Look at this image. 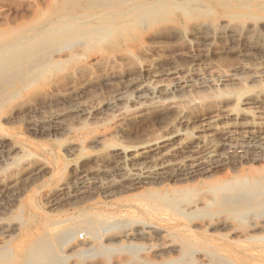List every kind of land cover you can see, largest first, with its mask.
I'll return each instance as SVG.
<instances>
[{
  "label": "rangeland",
  "instance_id": "1",
  "mask_svg": "<svg viewBox=\"0 0 264 264\" xmlns=\"http://www.w3.org/2000/svg\"><path fill=\"white\" fill-rule=\"evenodd\" d=\"M72 1L79 2L81 6H85L87 0ZM193 1L196 2V0ZM200 1L202 2L201 4H203L201 8L207 7V4H210L211 7L207 10L202 9V11H200L197 9L200 4H192L193 7L191 8V6L181 4V1H177L175 4L168 5L167 8L161 10L156 15L143 18L141 22L125 23L120 27H115L108 31L102 30L96 34L94 33L93 36L83 39L73 36L61 43L57 37L53 36L51 38L53 41L50 42V39L49 42L46 43L47 45L41 44V46L38 45L35 48L34 51L36 53H41V51L44 52H42L43 54L41 53V55L38 54V57L40 55L42 59L43 57L48 58L41 60L42 62L45 61V63H41L39 60L41 58L39 57L36 62L39 60L37 64H40V67H37L38 65L36 64L34 71H29L27 69L21 71L18 70V66L15 65H12L13 67L11 66L8 69H3L5 71L0 68V98L4 101L3 103L0 102V246L4 245L0 248L3 249L0 250V256L4 257L2 259L0 257L2 260L1 264H27L30 259L32 248L34 249L36 246L41 245V249H43V243L47 241H51V244L55 247L58 246L57 242L55 243L54 241L58 238L59 233L67 229H71L73 236H75L72 237L70 243L65 246L63 245L65 251L61 246H59V249H56L57 253H55L57 255L55 253L53 255L58 256L57 258L61 260L58 264H82L86 261H91L92 264H126L128 261L131 262V264H165L170 258L159 256L160 253L158 254V252H160L159 249L163 244V240L157 236L155 231H149L147 238L143 240H141L137 234V231L143 226L165 229L158 221V217L151 214L154 212L153 207L150 206V202H148L144 196L151 194V192L161 191L160 193L170 194L174 189L182 188L185 190L188 189V191L193 189L191 191L193 192L192 196L179 205V207L182 205L180 209L183 211L184 209L187 210L191 204L204 202L206 199L204 190L209 187L208 184L210 182L218 180L217 178L220 179L226 176L233 178L240 170L250 171L252 169L264 167V149H262L264 148V127L247 128L242 126V124L249 121L248 117H250L252 113H257V111L262 112L258 117L264 119V103L255 104L252 101V96L255 94L261 95V98L264 99V84H262L264 83V7H262V5L264 6V1L253 0L252 4L261 5V7L246 11L243 14H240L239 11H233V9L227 10L225 8L227 6L216 7L210 0ZM61 3L62 0H0V31L5 32L11 29L14 30V27L15 30L29 27L37 32L40 30L39 26L41 27L46 20L48 21L50 16L56 13ZM73 6L75 5H70L68 9L75 10ZM232 6L233 5H231V7ZM76 11L75 14L77 15L84 12L79 9ZM81 19V22L87 21L84 17H81ZM229 21H231V23ZM182 24H184V26ZM145 25H147V28ZM253 28H256V30ZM127 36L130 38H127ZM211 38L212 40H210ZM54 41H56L55 45ZM81 42L82 44H80ZM44 46L48 47V51H45L47 47L42 50ZM203 46L204 48L208 46L206 51ZM217 50H219V52ZM50 51L51 54L49 55L52 57L49 55L45 56V53H50ZM190 52H194L192 53L193 55ZM33 55L34 54H32V56ZM246 56L249 57L247 64L250 70L234 71L235 68L243 62ZM30 57L31 56L25 57L22 62L26 63ZM252 57H255L257 60L254 58L252 60ZM251 65L253 67H251ZM161 67H163V69ZM184 67L188 69L186 70ZM174 68H184L186 72L185 74L183 73V75L185 76L191 75V77L195 76V78L199 76H211L213 79L224 77L228 79V81L230 80V83H217V86L211 85L208 88L205 87L201 89L191 87L192 89L188 88L186 92H184L185 90L181 91L182 93L178 92L176 94L178 98L171 97L165 100L147 96H144L142 100L137 99L136 96H134L133 88L127 87L126 80H128V78L147 80L152 69L160 74L161 78H158L159 82L171 84L176 77L167 74ZM221 72L223 74H221ZM11 73L14 74L12 75ZM16 73L18 75H16ZM33 73L37 75L35 76ZM211 73L215 75L212 76ZM255 73H259L258 75H261L260 78L262 79L259 78L254 81L253 77ZM167 77H170V79ZM18 78L23 79L20 81L22 84L19 82ZM6 80L9 82L7 85L5 83ZM235 82H237V84ZM231 83H235L236 86L234 84L231 86ZM216 87H218V89ZM74 89L76 90L74 91ZM129 89L130 91H128ZM79 90L81 92H79ZM14 91L16 93H14ZM252 92L254 94H252ZM4 93L8 96H4ZM121 93L127 98V101L122 105L119 104L118 106L120 107L117 106V108L114 109L108 108L106 104L114 100L117 95ZM226 93L228 94L227 96L225 95ZM249 93L251 94L249 95ZM170 96L171 95L167 97ZM236 96L238 98L240 97V102ZM2 97H5L7 100L5 98V100H3ZM232 97L238 101L230 99ZM220 99L223 100L221 101ZM162 103H165V106H163L164 104ZM187 104H189V106ZM231 106L236 109V111ZM236 106L240 108L238 109ZM84 109L88 110L85 111ZM230 109L235 112H242L246 115L238 120L228 118L227 114L231 112ZM55 114L62 115V119L60 120L61 126L60 124H56V122H51V125L48 124L49 121L46 119ZM82 114H84V116H81ZM181 114L184 115V119ZM155 115H158V117ZM125 116L136 117L137 119L129 124L124 122L123 118ZM217 116H221L222 118L219 122L220 128L218 127L217 130L207 129L208 125L211 123L210 121H213ZM183 120H188L191 123L189 125H184V123H181ZM33 121H35L37 125ZM120 121L123 122L121 123ZM30 127L32 128L30 129ZM123 128H125V130H122ZM175 129L185 130L184 132L186 134L182 137L185 152L177 156L179 158L178 160L176 159L177 157L172 158V160L179 161L190 154H194L200 159V156H203L209 149L218 153L220 156L218 158L219 161L210 160V162L209 160L203 159L201 160V165L199 164L197 169L193 171L194 173L188 172V170L185 169L173 168L172 170L169 168L162 172V175L158 178V181H162L163 184L161 186H155L152 181L156 179L143 178L142 180V178L138 179L137 177H131L129 175L130 169L132 168L131 163L128 162L126 165H123L122 160L120 161L113 153L114 147L128 148L143 141L161 139ZM205 129L207 131H205ZM45 131L48 132V134ZM52 132H54V135H52ZM198 133L199 135H196ZM241 133L244 136H242ZM221 137L223 139H221ZM200 141L202 144L199 143ZM197 142L200 145H198ZM229 142H232L234 145ZM114 145H121L122 147ZM203 145H207L208 148ZM108 146L112 148L109 149ZM242 148L246 149V151ZM250 149L253 150L250 151ZM146 161H143L145 166L153 164V160L151 159H146ZM198 170L199 172H197ZM91 175L92 177H90ZM78 180H81L80 182H85L86 186L79 187ZM147 180H149L148 183ZM179 180L180 182H178ZM134 181H137V183ZM203 182L206 185L202 184ZM69 183L72 186L69 185ZM66 184H68L69 187ZM211 184L212 183H210V185ZM86 187L87 189H85ZM161 187L163 190H161ZM167 188H169V190ZM137 196L139 198H137ZM3 197H5V200ZM138 202L141 204L138 205ZM146 210H149L151 213H147ZM85 212L88 213L86 214ZM210 213L212 214L211 216L196 215L191 218V226L193 229L200 231L198 228H195L196 225L201 226L207 223L222 225L226 223L230 229L237 231L235 234L236 236L231 238L234 246L231 245V250L229 252L217 250L214 253L215 256L213 255L209 257L210 259L207 258L205 261L203 260L202 263H199L201 259H199L198 256L196 257V255L185 257L186 261L183 259L182 264H229V262L230 264H251L249 261L253 257L257 258L259 262L264 261V258L259 255L261 251L264 252V232L257 234V237H260L263 242L260 239L246 241L241 233L246 229L248 220H237L229 214L220 212L215 208ZM92 215H95L93 216L94 220L92 219ZM101 215H104L105 218ZM87 217L91 218L86 219ZM91 220L103 223L104 230L101 232V239L105 241L111 237H117L119 238L118 240H121L117 244L110 245L114 250L106 252L99 249L104 243L102 242L103 240L94 241L90 235L87 223ZM144 220H146V222ZM262 220H264V216ZM147 221L150 222V225ZM256 221L260 222L261 220ZM223 232L224 230L220 231V233ZM125 233L132 235L129 240L124 239L123 236ZM206 234L213 239L212 244L222 246L223 242L219 240L213 231H206ZM149 237L150 239H148ZM6 242H8V245H5ZM237 242L240 243L239 247L235 246ZM73 243L77 244L79 248L72 249ZM106 245L107 244H105V246ZM126 246H129V248ZM157 248L158 250L156 251L155 249ZM4 251L8 252L5 253ZM85 251L88 252L86 253ZM133 253H137L135 257ZM226 253H228V255L224 257L223 254L226 255ZM76 255L78 256L76 257ZM88 255L91 258H89ZM92 257H94V259ZM174 257H176V255L172 256V258ZM218 258L220 259L218 260ZM41 259H43L42 256ZM239 260L242 261L240 262ZM215 261H217V263Z\"/></svg>",
  "mask_w": 264,
  "mask_h": 264
},
{
  "label": "bare ground",
  "instance_id": "2",
  "mask_svg": "<svg viewBox=\"0 0 264 264\" xmlns=\"http://www.w3.org/2000/svg\"><path fill=\"white\" fill-rule=\"evenodd\" d=\"M177 1H181V4H186L188 6H191V8L193 7L192 4H200L198 6L197 9H199L200 11H202V9H209L211 6L210 4H207L208 6L205 8H201L203 7L201 4L202 2L200 0H196V2H194L193 0H87L85 3V6H81L79 2H75L72 0H62V3L60 4L59 8L56 10V13L52 16H50L48 18V21L44 22L43 25H41V27L39 26V29L37 32H35L34 29H30L28 28H19L15 30H8L5 32H1L0 31V68L1 70L5 69V68H9L12 65L18 66V70L24 71V70H33L35 69V65L39 62V60H45L47 58L43 59L40 57L41 53L43 51H41V53H36L34 50L35 48L41 44H45L49 42V40L55 36L57 37V39L62 43L67 39H70L71 37H77L79 39H83L89 36H93L94 33H98L101 32L102 30L108 31L110 29H113L115 27H120L125 23H129V22H141V20L145 17L151 16V15H156L157 13H159L161 10L167 8L168 5L170 4H175L177 3ZM213 2V4L216 5V7H225L227 10H232L233 11H239L240 14L245 13L246 11H251L254 8H258L261 7V5H255L252 4L253 0H210ZM260 1V0H259ZM264 1V0H263ZM59 2V1H58ZM57 2V3H58ZM235 3V4H234ZM75 5L73 7H75L74 9L69 10L68 7L70 5ZM263 4V3H262ZM231 5H233L231 7ZM55 6V5H54ZM172 7V6H171ZM197 7V6H196ZM262 7H264L262 5ZM81 10L84 11L82 14H75L77 11L76 10ZM263 9V8H262ZM183 11V10H182ZM184 13V12H183ZM200 13V12H199ZM161 14V13H160ZM162 15V14H161ZM182 15V14H181ZM244 16V15H241ZM81 17H84L87 19L86 22H81L80 19ZM199 19V18H198ZM205 19V18H204ZM221 19V18H220ZM82 20V19H81ZM219 20V19H218ZM217 20V21H218ZM230 20V19H229ZM244 20V19H243ZM93 21V22H92ZM152 21V20H151ZM173 21V20H172ZM184 21V20H183ZM192 21V20H191ZM209 21V19H208ZM207 21V22H208ZM240 21V20H239ZM238 21V23H239ZM189 22V21H188ZM231 23V21H229ZM228 22V24H229ZM236 22V21H235ZM246 22V21H245ZM256 22V20H255ZM28 23V22H27ZM145 23V22H142ZM161 23V22H160ZM237 23V22H236ZM150 24V23H149ZM154 24V23H153ZM180 24V23H179ZM185 24V23H184ZM184 24H182L184 26ZM188 24V23H186ZM211 24V23H210ZM214 24V23H213ZM218 24V22H217ZM242 24V23H241ZM253 24V23H252ZM27 25H31V24H27ZM143 25V24H142ZM160 25V24H159ZM216 25V24H215ZM147 25H145L146 27ZM157 26V25H156ZM177 26V25H175ZM180 26V25H179ZM182 26V27H183ZM218 26V25H217ZM245 26V25H243ZM254 26V24H253ZM27 27V26H26ZM138 27V26H137ZM141 27V26H140ZM181 27V26H180ZM205 27V26H204ZM241 27V26H240ZM256 27V26H255ZM12 28V27H11ZM35 28V27H34ZM139 28V27H138ZM137 28V29H138ZM147 28V27H146ZM156 28V27H155ZM158 28V27H157ZM178 28V27H177ZM196 28V27H195ZM199 28V27H198ZM213 28V26H212ZM215 28V27H214ZM217 28V27H216ZM243 28V27H242ZM6 29V28H5ZM186 29V28H185ZM227 29V28H226ZM239 29V28H238ZM248 29V28H247ZM256 30V28H253ZM1 30V29H0ZM184 30V29H182ZM194 30V29H193ZM231 30V29H230ZM233 30V28H232ZM236 30V28H235ZM234 30V31H235ZM242 30V29H241ZM249 30V29H248ZM254 30V31H255ZM264 30V29H263ZM4 31V30H3ZM172 31V30H170ZM175 31V30H174ZM195 31V30H194ZM208 31V30H207ZM246 31V30H245ZM138 32V30H137ZM136 32V33H137ZM169 32V31H168ZM223 32V31H221ZM236 32V31H235ZM243 32V31H242ZM197 33V32H196ZM208 33V32H207ZM220 33V32H219ZM246 33V32H245ZM251 33V32H250ZM255 33V32H254ZM261 33V32H260ZM259 33V34H260ZM108 34V33H107ZM138 34V33H137ZM205 34V33H204ZM230 34V33H229ZM100 35V34H99ZM110 35V33H109ZM157 35V34H156ZM180 35V34H178ZM201 35V34H200ZM214 35V34H213ZM232 35V34H231ZM237 35V34H236ZM257 35V33H256ZM137 36V35H136ZM220 36V35H219ZM223 36V35H222ZM241 36V35H240ZM252 36V35H251ZM134 37V36H133ZM191 37V36H190ZM238 37V36H237ZM248 37V36H246ZM257 37V36H256ZM264 37V36H263ZM262 37V38H263ZM127 38H130L127 36ZM139 38V37H138ZM137 38V39H138ZM179 38V36H178ZM222 38V37H221ZM241 38V37H240ZM180 39V38H179ZM208 39V38H207ZM97 40V39H96ZM105 40V39H104ZM129 40V39H128ZM133 40V39H131ZM203 40V39H202ZM212 40V38L210 39ZM244 40V39H243ZM264 40V39H263ZM53 41L52 39L50 40V42ZM100 41V40H99ZM103 41V40H102ZM138 41V40H137ZM177 41V40H176ZM224 41V40H223ZM232 41V40H231ZM54 41V45H55ZM71 42V41H70ZM73 42V40H72ZM80 42V41H79ZM101 42V41H100ZM119 42V41H118ZM122 42V41H121ZM144 42V41H143ZM84 43V42H83ZM99 43V42H98ZM117 43V42H116ZM138 43V42H137ZM207 43V42H205ZM52 44V43H51ZM69 44V43H68ZM76 44V43H75ZM74 44V45H75ZM82 44V42L80 43ZM214 44V43H213ZM222 44V43H221ZM226 44V43H225ZM262 44V43H261ZM52 45V46H54ZM73 45V46H74ZM78 45V44H76ZM143 45V43H142ZM200 45V44H199ZM198 45V46H199ZM263 45V44H262ZM261 45V46H262ZM71 46V45H70ZM69 46V47H70ZM72 46V47H73ZM161 46V45H160ZM197 46V47H198ZM205 46V45H204ZM203 46V48H204ZM210 46V45H208ZM207 46V47H208ZM47 46H44V48L42 50H44ZM56 47V46H55ZM83 47V46H82ZM85 47V46H84ZM88 47V46H87ZM90 47V46H89ZM144 47V46H143ZM192 47V46H191ZM202 47V46H201ZM206 47V48H207ZM206 48L205 51H206ZM232 48V47H231ZM62 49V48H61ZM66 49V48H64ZM71 49V48H69ZM236 49V48H235ZM245 49V48H244ZM39 50V49H38ZM48 51V47L45 49V51ZM192 50V49H191ZM196 50V49H195ZM201 50V49H200ZM209 50V49H208ZM227 50V49H226ZM246 50V49H245ZM248 50V49H247ZM54 51V50H53ZM219 52V50H217ZM222 51V50H221ZM229 51V49H228ZM234 51V49H233ZM239 51V50H238ZM252 51V50H251ZM210 52V51H209ZM208 52V53H209ZM227 52V51H226ZM225 52V53H226ZM244 52V51H243ZM247 52V51H246ZM254 52V51H253ZM44 53V52H43ZM42 53V54H43ZM191 53V52H190ZM194 53V52H192ZM191 53V54H192ZM197 53V52H196ZM203 53V52H202ZM222 53V52H221ZM229 53V52H228ZM235 53V52H234ZM264 53V52H263ZM32 54H34L32 56ZM41 59L38 60V62H36V60L39 58ZM51 54L50 53H45V56ZM245 54V53H244ZM260 54V53H259ZM73 55V54H72ZM193 55V54H192ZM206 55V54H205ZM209 55V54H208ZM224 55V54H223ZM261 55V54H260ZM29 60H27L26 63L22 62L23 59L25 57H29ZM51 56V55H49ZM197 56V54H196ZM217 56V55H216ZM237 56V54H236ZM52 57V56H51ZM50 57V58H51ZM73 57V56H72ZM185 57V56H184ZM191 57V56H190ZM189 57V58H190ZM200 57V56H199ZM211 57V56H210ZM232 57V56H231ZM244 57V56H243ZM205 58V57H204ZM214 58V57H213ZM241 58V57H240ZM248 56H246L243 60L242 63L239 64V66H237L235 68L234 71H245V70H250L248 63ZM253 58L255 59V57H252L251 59L253 60ZM69 59V57H68ZM172 59V58H171ZM170 59V60H171ZM210 59V58H209ZM250 59V60H251ZM184 60V58H183ZM204 60V59H203ZM212 60V59H211ZM251 60V61H252ZM257 60V59H255ZM259 60V59H258ZM262 60V59H261ZM52 61V60H51ZM159 61V60H158ZM180 61V60H179ZM198 61V60H197ZM206 61V59H205ZM209 61V60H208ZM45 63V61H43ZM41 61V63H43ZM49 62V61H46ZM182 62V61H181ZM203 62V61H202ZM261 62V61H260ZM259 62V63H260ZM157 63V62H156ZM160 63V62H159ZM163 63V62H162ZM189 63V62H188ZM197 63V62H196ZM257 63V62H256ZM263 63V62H262ZM173 64V63H172ZM194 64V63H193ZM207 64V63H206ZM252 64V63H251ZM38 65V64H37ZM40 65V64H39ZM37 67H40V66ZM45 65V64H43ZM198 65V64H197ZM208 65V64H207ZM48 66V65H46ZM51 66V65H50ZM151 66V65H150ZM164 66V65H163ZM167 66V65H166ZM172 66V65H171ZM256 66V65H255ZM262 66V65H261ZM13 67V66H12ZM156 67V66H155ZM207 67V66H206ZM251 67H253L251 65ZM257 67V66H256ZM148 68V66H147ZM160 68V67H159ZM163 69V67H161ZM165 68V67H164ZM185 68V67H184ZM184 68H174L172 71H169L167 75H173L175 76V80L173 83L171 84H165L163 82H159L158 78L160 77V74L156 71L153 70L149 73V78L147 80H135V79H129L126 80V84L128 88H133V92H134V96H136L137 99H141L144 96L147 97H156V98H160L162 100L165 99H169L171 97H177L176 95L178 92L182 93L181 91L185 90L184 92H186V90L188 88L191 87H196V88H205V87H209L211 85H216L217 83H222V84H226L228 83V79L224 78V77H220L218 79H213L211 76L209 77H203V76H199V77H191V75L189 76H185L183 75V73L185 74L186 70L188 69H184ZM196 68V67H194ZM208 68V67H207ZM15 69V68H14ZM192 69V68H190ZM197 69V68H196ZM211 69V68H210ZM222 69V68H221ZM220 69V70H221ZM251 69H255V68H251ZM259 69V68H258ZM145 70V69H144ZM195 70V69H194ZM208 70V69H207ZM227 70V69H226ZM225 70V71H226ZM231 70V69H230ZM264 70V69H263ZM5 71V70H3ZM15 71V70H14ZM20 71V72H21ZM45 71V70H44ZM43 71V72H44ZM143 71V70H142ZM232 71V70H231ZM12 72V69H11ZM42 72V71H41ZM189 72V71H188ZM193 72V71H192ZM196 72V71H195ZM200 72V70H199ZM208 72V71H207ZM210 72V71H209ZM255 72V70H254ZM257 72V71H256ZM37 73V72H36ZM40 73V72H39ZM164 73V72H163ZM194 73V72H193ZM239 73V72H238ZM10 74V72H9ZM12 74V73H11ZM14 74V73H13ZM12 74V75H13ZM32 74V73H31ZM35 75V73H33ZM130 74V73H129ZM128 74V76H129ZM137 74V73H136ZM189 74V73H187ZM200 74V73H199ZM204 74V73H203ZM212 74V73H211ZM221 74H223L221 72ZM244 74V72H243ZM248 74V73H246ZM259 73H255L253 79L254 81L256 79H259L261 75H258ZM262 74V72H261ZM11 75V76H12ZM16 75H18L16 73ZM22 75V73H21ZM33 75V76H34ZM37 75V74H36ZM35 75V76H36ZM148 75V74H147ZM196 75V74H195ZM198 75V74H197ZM205 75V74H204ZM215 74H212V76ZM227 75V74H226ZM235 75V74H234ZM238 75V74H237ZM236 75V76H237ZM249 75V74H248ZM252 75V74H250ZM10 76V75H9ZM134 76V74H133ZM222 76V75H221ZM242 76V75H241ZM14 77L16 78V76L14 75ZM22 77V76H21ZM107 77V76H106ZM112 77V76H111ZM115 77V76H114ZM137 77V76H136ZM139 77V76H138ZM145 77V76H144ZM166 77V76H165ZM215 77V76H214ZM218 77V76H217ZM230 77V76H229ZM232 77V75H231ZM240 77V75H239ZM238 77V78H239ZM4 78V77H3ZM7 78V77H6ZM12 78V77H9ZM23 78V77H22ZM21 78V79H22ZM116 78V77H115ZM120 78V77H119ZM133 78V77H132ZM161 78V77H160ZM168 78V77H167ZM236 78V77H235ZM2 79V78H1ZM20 78H18L19 82L22 81ZM32 79V78H31ZM123 79V78H122ZM170 79V77L168 78ZM174 79V78H173ZM230 79V78H229ZM234 79V78H233ZM237 79V78H236ZM235 79V80H236ZM242 79V78H241ZM262 79V78H260ZM17 80V79H16ZM108 80V79H107ZM115 80V79H114ZM161 80V79H160ZM119 81V80H118ZM253 81V82H254ZM262 82V81H261ZM6 85L9 83L7 82V80L5 81ZM14 83V82H13ZM21 83V82H20ZM19 83V84H20ZM230 83V82H229ZM228 83V84H229ZM237 84V82H235ZM235 83H233L235 85ZM22 84V83H21ZM88 84V83H87ZM124 84V83H123ZM231 83V86L233 85ZM251 84V83H250ZM264 84V83H262ZM246 85V84H245ZM21 86V85H20ZM217 86V85H216ZM227 86V85H226ZM236 86V85H235ZM222 87V86H221ZM247 87V86H246ZM218 89V87H216ZM220 88V87H219ZM249 88V87H248ZM77 89V88H76ZM74 89V91L76 90ZM84 89V88H83ZM91 89V88H89ZM121 89V88H120ZM192 89V88H191ZM123 90V88H122ZM196 90V89H195ZM208 90V89H206ZM83 91V90H82ZM86 91V90H85ZM130 91V89L128 90ZM127 91V92H128ZM202 91V90H201ZM243 91V90H242ZM247 91V90H246ZM260 91V90H258ZM264 91V90H263ZM5 92V91H4ZM79 92H81L79 90ZM78 92V93H79ZM122 92V91H121ZM245 92V91H244ZM255 92V91H254ZM14 93H16L14 91ZM234 93V92H233ZM236 93V91H235ZM238 93V92H237ZM247 93V92H246ZM257 93V91H256ZM261 93V92H260ZM4 96H8L6 95V93H4ZM13 94V92H12ZM187 94V93H186ZM232 94V93H231ZM229 94V95H231ZM239 94V93H238ZM245 94V93H244ZM251 93H249L250 95ZM252 94H254L252 92ZM258 94V93H257ZM15 95V94H14ZM70 95V94H69ZM79 95V94H78ZM77 95V96H78ZM171 95L170 97H167ZM226 96L228 95L227 93L225 94ZM233 95V94H232ZM237 95V94H236ZM240 95H241V91H240ZM246 95V94H245ZM248 95V94H247ZM11 96V95H10ZM16 96V95H15ZM238 96V95H237ZM236 96V98H238ZM75 97V96H74ZM3 100H5V97H2ZM5 98V99H4ZM111 98V97H110ZM240 98V97H239ZM238 98V99H239ZM244 98V97H243ZM12 99V98H11ZM80 99V98H79ZM78 99V100H79ZM174 99V98H172ZM229 99V98H228ZM230 99H234L235 98H230ZM7 100V99H6ZM221 101L223 99H220ZM233 100V101H234ZM242 100V99H241ZM127 101V98L123 95V93L117 95V97L108 102V104H106V106L108 108L114 109L117 108V106L119 104H124ZM235 101H238L237 99ZM252 101L255 104L258 103H264V99L261 98V95H254L252 96ZM0 102H4L2 101V99L0 98ZM141 102V101H140ZM193 102H197V101H193ZM219 102V101H218ZM231 102V101H230ZM240 102V99H239ZM238 102V103H239ZM250 102V101H249ZM130 103V102H129ZM152 103V102H151ZM168 103V102H167ZM173 103V102H172ZM220 103V102H219ZM234 103V102H233ZM157 104V103H155ZM163 106H165V103ZM169 104V103H168ZM178 104V103H177ZM191 104V103H190ZM198 104V103H197ZM171 105V104H170ZM174 105V104H173ZM189 106V104H187ZM230 105V104H229ZM237 105V104H236ZM251 105V104H250ZM127 106V104H126ZM147 106V105H146ZM153 106V103H152ZM156 106V105H155ZM187 106V108H188ZM218 106V105H217ZM97 107V106H96ZM120 107V106H118ZM150 107V105H149ZM168 107V105H167ZM166 107V108H167ZM176 107V106H174ZM232 107V106H231ZM238 107V106H236ZM249 107V106H247ZM251 107V106H250ZM255 107V106H254ZM258 107V106H257ZM264 107V106H263ZM148 108V107H147ZM183 108V107H182ZM180 108V109H182ZM225 108V106H224ZM233 108V107H232ZM240 107H238L239 109ZM256 108V107H255ZM101 109V108H100ZM99 109V110H100ZM104 109V108H102ZM106 109V108H105ZM110 109V110H111ZM165 109V108H164ZM184 109V108H183ZM234 109V108H233ZM242 109V108H241ZM254 109V108H253ZM257 109V108H256ZM85 110V109H84ZM88 110V109H87ZM85 110V111H87ZM95 110V109H94ZM108 110V109H107ZM157 110V109H156ZM231 110V109H230ZM236 111V109H234ZM246 110V109H245ZM258 110V109H257ZM102 111V110H101ZM105 111V110H104ZM103 111V112H104ZM118 111V110H117ZM116 111V112H117ZM140 111V110H139ZM154 111V110H153ZM217 111V110H216ZM232 111L229 112L227 114L228 118H233L234 120H238L241 119L242 117H245L246 114H243L242 112H235ZM238 111V110H237ZM240 111V110H239ZM248 111V110H247ZM80 112V111H79ZM93 112V111H92ZM182 112V111H181ZM246 112V111H245ZM250 112V111H249ZM78 113V112H77ZM155 113V112H154ZM214 113V112H213ZM262 112L261 111H257V113L253 114L248 117L249 121H245L246 123L242 124V126L247 127V128H257V127H264V119H261L260 117H258V115H260ZM120 114V113H119ZM137 114V113H136ZM157 114V113H155ZM172 114V112H171ZM222 114V113H221ZM249 114V113H248ZM151 115V114H150ZM205 115V114H204ZM220 115V114H219ZM226 115V114H225ZM224 115V116H225ZM263 115V114H262ZM81 116H84V114H82ZM92 116V115H91ZM148 116V115H147ZM156 116V115H155ZM163 116V115H162ZM173 116V115H172ZM181 116L184 119V115L181 114ZM188 116V115H187ZM249 116V115H248ZM62 115L60 114H55V115H51L50 117H48L46 120L49 121V125H51V122L56 124H60L61 126V122L60 120ZM94 117V116H93ZM149 117V116H148ZM158 117V115L156 116ZM164 117V116H163ZM207 117V116H206ZM205 117V118H206ZM96 118V117H95ZM144 118V117H143ZM204 118V117H203ZM210 118V117H209ZM214 118V117H212ZM124 122L129 123L130 122H134L137 118L136 117H124ZM146 119V118H145ZM161 119V118H160ZM165 119V118H164ZM168 119V118H167ZM196 119V118H195ZM207 119V118H206ZM247 119V118H246ZM245 119V120H246ZM88 120V119H87ZM178 120V119H177ZM198 120V119H196ZM201 120V119H200ZM222 120L221 116H217L215 117V119L213 121H210L211 123L208 125L207 129H212V130H217V128H220L219 122ZM139 121V120H138ZM170 121V120H169ZM199 121V120H198ZM197 121V122H198ZM30 122V120H29ZM35 124L36 122L33 121ZM46 122V121H45ZM121 122V121H120ZM123 122V121H122ZM121 122V123H122ZM141 122V121H140ZM178 122V121H177ZM196 122V121H195ZM202 122V121H200ZM207 122V121H206ZM225 122V121H224ZM227 122V121H226ZM236 122V121H235ZM181 123H184V125H189L191 122L188 120H183ZM180 123V124H181ZM230 123V122H229ZM232 123V122H231ZM242 123V122H241ZM40 124V122H39ZM47 124V123H46ZM47 124V125H48ZM199 124V123H198ZM228 124V123H226ZM234 124V123H233ZM29 125V124H28ZM37 125V124H36ZM45 125V126H47ZM179 125V124H178ZM197 125V124H196ZM202 125V123H201ZM44 126V125H43ZM66 126V125H65ZM124 126V125H123ZM130 126V125H129ZM163 126V125H162ZM181 126V125H180ZM236 126V125H235ZM241 126V127H242ZM49 127V126H47ZM51 127V126H50ZM185 127V126H184ZM196 127V126H195ZM32 127H30L31 129ZM64 128V127H63ZM202 128V127H200ZM185 129V128H184ZM39 130V129H38ZM47 130V129H46ZM56 130V129H55ZM71 130V129H70ZM122 130H125V128H123ZM166 130V129H164ZM201 130V129H200ZM252 130V129H251ZM41 131V130H40ZM185 130H180V129H175L174 131H172L171 133H169L166 137L164 138H159L157 140H148V141H143L140 142L136 145H133L131 147L128 148H115L113 149V153L115 156H117L119 158V160H122V164L126 165L128 162L131 163L132 168L130 169L129 175L131 177H137L138 179L143 180V178H148V179H156L154 181H152V183L155 186H161L163 183L162 181H158L159 176L162 175V172L168 170L169 168H171L173 170V168H178V169H185L188 170V172L190 171L191 173L197 169V167L199 166V164L201 165V160L206 159V160H218V158L220 157L218 155V153H216V151L214 150H209L203 154L202 158L200 156V159L194 155V154H190L189 152V156L187 155L186 157H184L183 159L177 161L179 158L177 157L180 153L185 152V146H184V142L182 141V137L185 136ZM203 131V129H202ZM205 131H207L205 129ZM239 131V130H238ZM243 131V130H242ZM253 131V130H252ZM251 131V132H252ZM46 132V131H45ZM59 132V131H58ZM119 132V131H118ZM127 132V131H126ZM198 132V131H197ZM48 134V132H46ZM45 133V134H46ZM54 135V132H52ZM124 133V132H123ZM208 133V132H207ZM226 133V132H225ZM43 134V133H42ZM127 134V133H126ZM242 134V133H241ZM245 134V133H244ZM44 135V134H43ZM51 135V136H52ZM58 135V134H57ZM125 135V134H123ZM129 135V134H128ZM196 135H199L196 134ZM227 135V134H226ZM48 136V135H47ZM50 136V135H49ZM242 136H244L242 134ZM252 137V136H251ZM259 137V136H258ZM204 138V137H203ZM208 138V137H207ZM210 138V137H209ZM218 138V137H217ZM220 138V137H219ZM99 139V138H98ZM188 139V138H187ZM221 139H223L221 137ZM220 139V140H221ZM230 139V138H229ZM105 140V139H104ZM103 140V141H104ZM185 140V139H184ZM189 140V139H188ZM201 140V139H200ZM219 140V139H218ZM187 141V140H186ZM208 141V140H207ZM228 141V140H227ZM247 141V140H246ZM219 142V141H218ZM238 142V141H236ZM201 143V141L199 142ZM205 143V142H204ZM216 143V142H215ZM222 143V142H221ZM232 143V142H229ZM228 143V144H229ZM189 144V143H188ZM198 144V142H197ZM202 144V143H201ZM207 144V143H205ZM242 144V143H240ZM247 144V143H245ZM200 145V144H198ZM217 145V144H216ZM220 145V144H219ZM232 145H234L232 143ZM239 145V144H238ZM248 145V144H247ZM110 146V145H109ZM108 146V148H109ZM117 146V145H114ZM121 146V145H119ZM117 146V147H119ZM124 146V145H123ZM197 146V145H196ZM204 146V145H203ZM207 147V145H205ZM204 146V147H205ZM226 146V145H225ZM246 146V145H245ZM122 147V146H121ZM126 147V146H125ZM195 147V146H193ZM200 147V146H199ZM198 147V148H199ZM212 147V146H210ZM220 147V146H219ZM224 147V146H223ZM247 147V146H246ZM112 148V147H111ZM109 148V149H111ZM201 148V147H200ZM208 148V147H207ZM193 149V148H192ZM202 149V148H201ZM240 149V147H239ZM244 149V148H242ZM255 149V148H254ZM259 149V147H258ZM264 149V148H262ZM189 150V149H188ZM225 150V148H224ZM235 150V149H234ZM241 150V149H240ZM253 150V149H252ZM250 149V151H252ZM257 150V148H256ZM108 151V149H107ZM190 151V150H189ZM231 151V150H230ZM244 151H246V149H244ZM264 151V150H263ZM262 151V152H263ZM105 152V151H104ZM111 152V151H110ZM233 152V151H232ZM238 152V151H237ZM243 152V151H242ZM256 152V151H255ZM254 152V154H255ZM259 152V151H258ZM261 152V153H262ZM106 153V152H105ZM223 153V152H222ZM230 153V152H229ZM231 154V153H230ZM251 154V153H250ZM258 154V153H257ZM260 154V153H259ZM6 155V154H5ZM248 155V154H247ZM261 155V154H260ZM96 156V155H95ZM182 156V155H180ZM92 157V156H91ZM97 157V156H96ZM177 160H172V158H175ZM231 157V156H230ZM229 157V158H230ZM254 157V156H253ZM99 158V157H98ZM181 158V157H180ZM94 159V158H93ZM146 159H151L153 160V164L149 165V166H145L143 164V161ZM221 159V158H220ZM100 160V159H99ZM219 161V160H218ZM217 161V162H218ZM262 161V160H261ZM108 162V161H107ZM147 162V161H146ZM211 162V161H210ZM225 162V161H224ZM253 162V161H252ZM213 163V162H212ZM237 163V162H236ZM245 163V162H244ZM254 163V162H253ZM256 163V162H255ZM98 164V163H97ZM216 164V163H215ZM218 164V163H217ZM238 164V163H237ZM94 165V164H93ZM209 165V164H208ZM219 165V164H218ZM245 165V164H244ZM236 166V165H235ZM234 166V167H235ZM240 166V165H239ZM121 167V166H120ZM225 167V166H222ZM232 167V166H231ZM237 167V166H236ZM253 167V166H252ZM117 168V167H116ZM202 168V167H201ZM208 168V167H207ZM210 168V167H209ZM233 168V167H232ZM105 169V168H104ZM112 169V168H111ZM119 169V167H118ZM30 170V169H29ZM205 170V169H204ZM217 170V169H216ZM248 170V169H247ZM183 171V170H182ZM202 171V170H201ZM215 171V170H214ZM239 171V170H238ZM120 172V171H119ZM125 172V171H123ZM168 172V171H167ZM179 172V171H178ZM199 172V170L197 171ZM212 172V171H211ZM226 172V171H225ZM31 173V172H30ZM85 173V172H84ZM113 173V172H112ZM190 173V174H191ZM194 173V172H193ZM21 174V173H20ZM173 174V173H172ZM189 174V173H188ZM187 174V175H188ZM196 174V173H195ZM23 175V174H22ZM25 175V174H24ZM83 175V174H82ZM89 175V174H88ZM118 175V174H117ZM128 175V176H129ZM186 175V176H187ZM204 175V174H203ZM207 175V174H206ZM80 176V175H78ZM102 176V175H101ZM105 176V175H104ZM194 176V175H193ZM225 176V175H224ZM18 177V176H17ZM21 177V176H20ZM92 177V175L90 176ZM109 177V176H108ZM171 177V176H170ZM191 177V176H190ZM197 177V176H196ZM199 177V176H198ZM203 177V176H202ZM218 177V176H217ZM230 177V176H229ZM229 177H224V178H217L218 180H216L215 182H210L212 183L210 185V183L207 184L209 185V187H207L206 190H204V195H205V201L204 202H200V203H196V204H191L189 205V208L187 210H181L179 205L185 201L188 200V198H190L193 194V192L185 190V189H174L172 191V193H160V192H154L151 194H148L145 197V199L150 202V206L153 207V211L154 212H150L149 210H146L147 213H151L153 215H156L158 218V221L162 224V226L165 228L164 230L159 228L157 229L156 227L154 228L153 226H143L140 230L137 231L138 237H140L141 240L147 238L148 236V232L149 231H155V233L157 234V236L163 240V244L160 247L158 254L159 256H165V258H170V260L165 264H182L183 263V259L185 260V257H189L191 255H196V257L198 256L199 259H201V261H199V263H202L203 260L205 261V259L212 257L214 255V253L217 250H222L224 252H229L231 250V245H233V241H232V237L236 236L235 234L237 233L236 230L234 229H230L229 226L224 223L222 225H213L212 223H207L201 226H197L195 228H198V230H194L193 227L191 226V218H193L196 215H207V216H211L212 214L210 213L214 208L218 209L220 212H224L229 214L231 217L237 219V220H248L247 223V227L246 229L243 230V232L241 233L242 237L244 238V240H261L263 242V240L260 237H257V234H261L264 232V220H262L263 216H264V167H261L259 169H252V170H248V171H239V173H237L236 175L233 176V178H229ZM84 178V177H83ZM94 178V177H93ZM110 178V177H109ZM117 178V177H116ZM178 178V177H177ZM176 178V179H177ZM193 178V177H192ZM195 178V177H194ZM15 179V178H14ZM122 179V178H121ZM161 179V178H160ZM168 179V178H167ZM179 179V178H178ZM182 179V178H181ZM26 180V178H25ZM75 180V179H74ZM84 180V179H82ZM108 180V179H107ZM169 180V179H168ZM79 181V187H84L86 186L85 182H80ZM93 181V180H92ZM149 180H147L148 183ZM167 181V180H166ZM184 181V180H183ZM13 182V181H11ZM25 182V181H24ZM135 182V181H134ZM139 182V181H138ZM180 182V180L178 181ZM14 183V182H13ZM21 183V182H20ZM64 183H68V182H64ZM71 183V182H70ZM69 183V185H71ZM110 183V182H109ZM123 183V182H122ZM137 183V181L135 182ZM200 183V182H199ZM132 184V182H131ZM167 184V183H166ZM191 184V183H190ZM196 186L197 183L195 182ZM204 184V182L202 183ZM16 185V184H15ZM68 186V184H66ZM88 185V184H87ZM130 185V184H128ZM189 185V184H188ZM187 185V186H188ZM206 185V184H204ZM19 186V185H18ZM59 186V185H58ZM72 186V185H71ZM92 186V185H91ZM96 186V185H95ZM124 186V185H123ZM136 186V185H135ZM195 186V187H196ZM201 186V185H200ZM3 187V186H2ZM14 187V186H13ZM61 187V186H60ZM69 187V186H68ZM94 187V186H93ZM117 187V186H116ZM115 187V188H116ZM121 187V186H120ZM164 187V186H163ZM191 187V185H190ZM5 188V187H4ZM20 188V187H19ZM67 188V187H66ZM72 188V187H71ZM77 188V187H76ZM92 188V187H91ZM99 188V187H98ZM124 188V187H123ZM162 188V187H161ZM194 188V187H193ZM3 189V188H2ZM69 189V188H68ZM79 189V188H77ZM87 189V187L85 188ZM121 189V188H120ZM152 189V188H151ZM169 190V188H167ZM190 189V188H189ZM5 190V189H4ZM11 190V189H10ZM57 190V189H56ZM84 190V189H82ZM112 190V189H111ZM119 190V189H118ZM148 190V189H147ZM163 190V188L161 189ZM166 190V189H164ZM202 190V189H201ZM200 190V191H201ZM1 191V190H0ZM14 191V190H13ZM18 191V190H17ZM107 191V190H106ZM113 191V190H112ZM155 191V190H154ZM197 191V190H196ZM195 191V192H196ZM203 191V190H202ZM8 192V191H6ZM110 192V191H109ZM143 192V191H142ZM199 192V191H198ZM11 193V192H10ZM74 193V192H73ZM72 193V194H73ZM77 193V191H76ZM107 193V192H106ZM119 193V192H117ZM141 193V192H140ZM150 193V191H149ZM68 194V193H67ZM71 194V193H70ZM199 194V193H198ZM74 195V194H73ZM4 196V194H3ZM58 196V194H57ZM79 196V195H78ZM134 196V195H132ZM195 196V195H194ZM64 197V196H63ZM72 197V196H71ZM129 197V196H128ZM5 200V197H3ZM132 198V197H131ZM137 198H139L137 196ZM193 198V197H192ZM61 199V198H60ZM201 200V199H200ZM142 202V201H141ZM5 203V202H4ZM7 203V202H6ZM136 203V202H134ZM145 203V202H144ZM119 204V203H118ZM124 204V203H123ZM127 204V203H126ZM141 204L138 202V205ZM186 204V203H185ZM135 205V204H134ZM8 206V205H7ZM120 206V205H119ZM149 206V207H150ZM138 207V206H137ZM3 208V207H2ZM213 208V209H212ZM4 209V208H3ZM127 209V208H126ZM212 209V210H211ZM124 210V209H123ZM144 210V209H143ZM211 210V211H210ZM20 211V210H19ZM93 211V210H91ZM97 211V210H96ZM118 211V210H117ZM125 211V210H124ZM123 211V212H124ZM149 211V212H148ZM23 212V211H22ZM131 212V211H130ZM134 212V211H132ZM136 212V211H135ZM86 213V212H85ZM88 213V212H87ZM86 213V214H87ZM92 214V213H91ZM105 214V213H104ZM130 214V213H128ZM226 214V215H227ZM90 215V213H89ZM107 215V214H105ZM92 215V219H93ZM98 216V215H97ZM104 216V215H101ZM138 216V215H137ZM83 217V216H82ZM80 217V218H82ZM107 217V216H106ZM110 217V216H109ZM112 217V215H111ZM122 217V216H120ZM91 218V217H89ZM88 217L86 219H89ZM96 218V217H95ZM103 218V217H102ZM105 218V216H104ZM69 219V218H68ZM67 219V220H68ZM84 219V218H83ZM81 219V220H83ZM99 219V218H98ZM111 219V218H109ZM125 219V218H123ZM140 219V218H139ZM142 219V218H141ZM49 220V219H47ZM46 220V221H47ZM66 220V219H65ZM94 220V219H93ZM106 220V219H105ZM116 220V219H115ZM256 220H261L260 222L256 221ZM64 221V220H63ZM69 221V220H68ZM87 221V220H85ZM103 221V219H102ZM108 221V220H107ZM141 221V220H140ZM146 222V220H144ZM34 222V221H33ZM62 222V221H60ZM79 222V221H78ZM77 222V223H78ZM118 222V221H117ZM116 222V223H117ZM149 221H147L148 223ZM58 223V222H57ZM76 223V224H77ZM143 223V222H142ZM140 223V224H142ZM243 223V222H242ZM60 224V223H59ZM84 224V223H83ZM82 224V225H83ZM119 224V223H118ZM117 224V225H118ZM123 224V223H122ZM215 224V223H214ZM219 224V223H218ZM50 225V224H49ZM52 225V224H51ZM56 225V223H55ZM121 225V224H120ZM143 225V224H142ZM150 225V222H149ZM199 225V224H198ZM72 226V225H71ZM81 226V225H80ZM84 226V225H83ZM140 226V225H139ZM138 226V227H139ZM87 227H88V231L90 233V235L92 236L94 241H102L103 239H101V232L104 230V226L103 223L101 222H95V221H90L87 223ZM135 228V227H134ZM75 229V228H74ZM117 229V228H116ZM110 230V229H109ZM112 230V229H111ZM203 230V231H202ZM213 231L214 234H216V236L219 238V240H221L223 242L222 246L220 245H216V244H212L213 239L206 234V231ZM223 233H220V231H223ZM42 231V230H41ZM74 231V230H73ZM106 232V231H105ZM109 232V231H108ZM152 233V232H151ZM132 234V233H131ZM210 234V233H209ZM106 235V234H105ZM75 236V235H74ZM73 233L71 229H67L64 232L59 233L58 238L56 239V241H54L55 243L57 242L58 246H53L51 244V241H47L45 243H43V249H41V245L36 246L34 249L32 248L31 252H30V259L27 262V264H58L59 260L56 256L57 254V250L59 249V246H61L63 248V245L65 246L66 244L70 243L72 241V237ZM109 236V235H108ZM132 235H130L129 233H125L124 234V239L129 240L130 237ZM264 236V235H263ZM90 237V236H89ZM41 238V237H40ZM109 238V237H108ZM105 239V237H104ZM119 238L117 237H111L109 239H106L105 241L103 240L102 242L104 243L103 245H101V247H99L100 250H104L106 252L112 251L114 250V248L110 247V245L113 244H117L118 242H120L121 240H118ZM122 239V238H121ZM150 239V237L148 238ZM264 239V238H263ZM49 240V237H48ZM91 240V239H88ZM155 240V239H154ZM11 241V240H10ZM9 241V242H10ZM38 242V241H37ZM259 242V241H258ZM92 243V242H91ZM96 243V242H95ZM101 243V242H100ZM249 243V242H248ZM255 244H258L256 242H254ZM3 244V243H2ZM105 244H107L105 246ZM240 243H235V246L239 247ZM253 244V245H255ZM5 245H8V242L5 243ZM92 245V244H91ZM244 245V244H243ZM251 245V246H253ZM4 246V245H3ZM3 246H0V248H2ZM131 246V245H130ZM234 246V245H233ZM249 246V247H251ZM30 247V246H29ZM34 247V246H33ZM60 247V249H61ZM67 247V246H66ZM129 248V246H126ZM247 247V246H246ZM259 247V246H258ZM261 247V246H260ZM263 247V246H262ZM72 249H77L79 248V246L75 243H73ZM131 248V247H130ZM133 248V246H132ZM131 248V249H132ZM136 248V247H135ZM150 248V247H149ZM154 248V247H153ZM233 248V247H232ZM68 249V248H67ZM93 249V248H92ZM90 249V250H92ZM122 249V248H121ZM3 250V249H0ZM5 250V249H4ZM64 250V248H63ZM89 250V251H90ZM99 250V251H100ZM134 250V249H133ZM137 250V249H136ZM156 251L158 250L155 249ZM11 251V250H10ZM28 251V250H27ZM26 251V252H27ZM62 251V250H60ZM59 251V252H60ZM65 251V250H64ZM98 251V250H97ZM221 251V252H222ZM5 252V251H4ZM8 251H6L5 253H7ZM56 252V253H55ZM70 252V251H69ZM86 252V251H85ZM84 252V253H85ZM88 252V251H87ZM86 252V253H87ZM128 252V251H126ZM154 252V251H153ZM152 252V253H153ZM4 253V254H5ZM56 254L55 256L53 254ZM61 253V252H60ZM259 253V252H258ZM257 253V254H258ZM12 254V253H11ZM42 254V255H41ZM113 254V253H112ZM137 254V253H136ZM134 257H135V255ZM248 254V253H247ZM254 254V252H253ZM3 255V253H2ZM7 255V254H5ZM87 255V254H86ZM111 255V254H110ZM130 255V254H129ZM132 255V256H133ZM174 258H172V256H175ZM220 255V254H219ZM228 253H226V255L223 254V256H227ZM259 255H261L262 258H264V252L261 251V253H259ZM8 256V255H7ZM6 256V257H7ZM28 256V255H27ZM41 256L43 259H41ZM61 256V255H59ZM78 255H76L77 257ZM89 256V255H88ZM99 256V255H98ZM101 256V255H100ZM215 256V255H214ZM1 257V256H0ZM80 257V256H79ZM193 257V256H192ZM191 257V258H192ZM234 257V256H233ZM4 258L3 256L1 257V259ZM63 258V257H62ZM89 258H91L89 256ZM94 259V257H92ZM104 258V257H103ZM217 258V257H216ZM229 258L231 259V257L229 256ZM239 258V256H238ZM241 258V257H240ZM0 259V264L2 262V260ZM109 259V258H108ZM133 259V258H132ZM135 259V258H134ZM210 259V258H209ZM215 259V258H214ZM220 258H218L219 260ZM244 259V258H242ZM6 261V260H5ZM10 261V260H9ZM131 261V259H130ZM186 261V260H185ZM184 261V262H185ZM210 261V260H209ZM231 261V260H229ZM235 261V260H234ZM240 261V260H239ZM242 261V260H241ZM240 261V262H241ZM245 261V260H244ZM8 262V261H7ZM30 262V263H29ZM64 262V261H63ZM110 262V261H109ZM134 262V261H132ZM213 262V261H212ZM217 263V261H215ZM219 262V261H218ZM232 262V261H231ZM251 264H264V261L259 262V260L257 258H252L249 261ZM5 263V262H4ZM26 263V262H25ZM141 263V262H140ZM186 263V262H185ZM211 263V262H210ZM233 263V262H232ZM235 263V262H234ZM238 263V262H237ZM9 264V263H8ZM64 264V263H63ZM82 264H92L91 261H86L83 262ZM126 264H131V262H126ZM133 264V263H132ZM146 264V263H143ZM214 264V263H213ZM222 264H226V263H222ZM230 264V262H229ZM236 264V263H235ZM240 264V263H239ZM246 264V263H245Z\"/></svg>",
  "mask_w": 264,
  "mask_h": 264
}]
</instances>
